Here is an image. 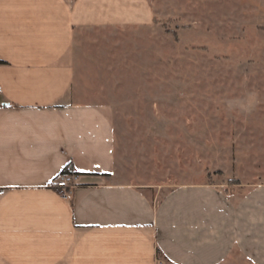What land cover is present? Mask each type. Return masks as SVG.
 <instances>
[{
  "label": "crops",
  "instance_id": "crops-1",
  "mask_svg": "<svg viewBox=\"0 0 264 264\" xmlns=\"http://www.w3.org/2000/svg\"><path fill=\"white\" fill-rule=\"evenodd\" d=\"M149 20L145 0H0V264H264V189L129 183L111 108L77 98L76 35Z\"/></svg>",
  "mask_w": 264,
  "mask_h": 264
},
{
  "label": "rangeland",
  "instance_id": "rangeland-1",
  "mask_svg": "<svg viewBox=\"0 0 264 264\" xmlns=\"http://www.w3.org/2000/svg\"><path fill=\"white\" fill-rule=\"evenodd\" d=\"M149 23L76 35V94L114 115L117 164L164 197L264 189V0H145Z\"/></svg>",
  "mask_w": 264,
  "mask_h": 264
},
{
  "label": "built area",
  "instance_id": "built-area-1",
  "mask_svg": "<svg viewBox=\"0 0 264 264\" xmlns=\"http://www.w3.org/2000/svg\"><path fill=\"white\" fill-rule=\"evenodd\" d=\"M3 94L0 88V98ZM1 104V100H0ZM79 186V175L74 171L63 172L54 182L53 189L57 190L64 198L68 196ZM156 264H167L163 259L157 258Z\"/></svg>",
  "mask_w": 264,
  "mask_h": 264
},
{
  "label": "trees",
  "instance_id": "trees-1",
  "mask_svg": "<svg viewBox=\"0 0 264 264\" xmlns=\"http://www.w3.org/2000/svg\"><path fill=\"white\" fill-rule=\"evenodd\" d=\"M0 64H3L2 62H0ZM66 171H73L71 167H67V169L64 170V172Z\"/></svg>",
  "mask_w": 264,
  "mask_h": 264
}]
</instances>
